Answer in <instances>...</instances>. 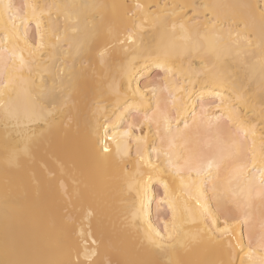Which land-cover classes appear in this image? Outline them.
<instances>
[{"label": "bare ground", "instance_id": "obj_1", "mask_svg": "<svg viewBox=\"0 0 264 264\" xmlns=\"http://www.w3.org/2000/svg\"><path fill=\"white\" fill-rule=\"evenodd\" d=\"M0 264H264V0H0Z\"/></svg>", "mask_w": 264, "mask_h": 264}]
</instances>
